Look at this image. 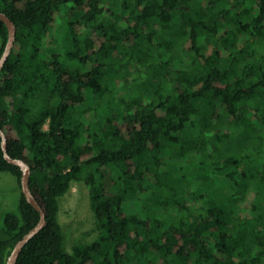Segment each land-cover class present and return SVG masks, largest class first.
<instances>
[{
  "label": "trees",
  "instance_id": "16d2710c",
  "mask_svg": "<svg viewBox=\"0 0 264 264\" xmlns=\"http://www.w3.org/2000/svg\"><path fill=\"white\" fill-rule=\"evenodd\" d=\"M8 151L47 226L17 264H264V0H0ZM0 60L9 38L0 19ZM0 172L23 171L7 160ZM84 181L100 233L65 249ZM22 189V187H21ZM41 220L21 193L0 264Z\"/></svg>",
  "mask_w": 264,
  "mask_h": 264
},
{
  "label": "rangeland",
  "instance_id": "374dc122",
  "mask_svg": "<svg viewBox=\"0 0 264 264\" xmlns=\"http://www.w3.org/2000/svg\"><path fill=\"white\" fill-rule=\"evenodd\" d=\"M21 193L22 189L15 176L0 172V241L8 236L6 215L19 213ZM59 215L67 252H72L78 244H88L99 237L100 229L92 207L90 190L84 181L73 183L70 192L61 198Z\"/></svg>",
  "mask_w": 264,
  "mask_h": 264
},
{
  "label": "water",
  "instance_id": "95a60500",
  "mask_svg": "<svg viewBox=\"0 0 264 264\" xmlns=\"http://www.w3.org/2000/svg\"><path fill=\"white\" fill-rule=\"evenodd\" d=\"M0 19H2L8 26L9 29V38L6 44L4 53L0 60V73L2 72L4 66L6 65L16 42L17 38V26L15 22L10 18L8 14L5 12L0 11ZM0 135L3 138V149L5 152V156L7 160L11 163L18 165L21 167L23 171V175L21 178V187L24 195L26 196L27 200L40 212L41 220L28 234H26L17 244L15 249L13 250L11 256L9 257L8 264H17L18 259L30 240H32L36 235H38L48 224L47 215L44 208L38 202L35 194L31 189V175H32V168L24 159L14 158L10 155L8 151V140L6 137L5 132L2 130L1 123H0Z\"/></svg>",
  "mask_w": 264,
  "mask_h": 264
}]
</instances>
